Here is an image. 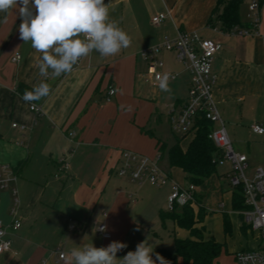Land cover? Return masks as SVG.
<instances>
[{
	"label": "crops",
	"instance_id": "1",
	"mask_svg": "<svg viewBox=\"0 0 264 264\" xmlns=\"http://www.w3.org/2000/svg\"><path fill=\"white\" fill-rule=\"evenodd\" d=\"M221 1L105 0L110 6V19L131 37L130 46L109 57L93 51L71 73L49 76L46 82L51 86L50 94L32 102L22 99L26 90L21 91L19 86L31 91L45 79L39 75L41 54L20 39L22 20L18 10L0 13V166H9L18 175L22 196V226L17 231L9 230L11 250L0 254V264H70L66 254L73 247L90 243L106 247L113 241L127 244L122 251L127 254L135 251L134 240L142 242L159 221L171 232L173 247L154 229V240L146 238L154 250H175L176 237H191L166 212L173 185H189L186 174L170 165L168 155L163 166L165 153L159 157L162 145L170 148L177 141L170 116L180 112L187 100L189 75L183 67L188 76L186 93H180L178 78L171 82L168 97L174 100V107L166 118L155 110L156 100L164 91L146 90L151 81L147 64L140 57L143 49L175 38L179 32H196L220 45L212 63L217 76L215 103L232 144L237 152L247 155L251 174L257 168L264 169V134L252 131L254 124L264 128V3L257 32L240 36L222 31L218 18L223 11ZM250 2L245 0L246 5ZM160 13H167V17L154 26L152 17ZM242 23L240 28L249 27L248 20ZM17 54L20 59L13 61ZM110 88L115 89L114 96L109 95ZM31 104L41 112L31 111ZM131 104L136 112L134 108L129 112ZM71 132L75 133L72 139ZM130 136L135 138L129 140ZM189 136L181 142L183 150L194 137ZM123 150L159 157L161 167L169 174L168 183L157 188L118 176ZM63 157L67 167L60 171ZM230 170L217 171L197 187L199 203L192 206L196 213L201 207L203 219L196 227H203L204 240L214 239L223 249L227 236L235 232L253 234L254 242L250 244L246 238L242 249L253 250L259 245V235L242 213L233 209L229 180L230 190H223L221 177L227 175L228 179ZM12 208L11 191L0 192V222L4 225L12 222ZM98 225H105L111 237L105 239L95 232L93 228ZM71 226L77 229L71 232ZM237 252L233 264H238ZM60 253L65 254L64 259H60ZM179 262L183 260L179 258Z\"/></svg>",
	"mask_w": 264,
	"mask_h": 264
},
{
	"label": "built area",
	"instance_id": "2",
	"mask_svg": "<svg viewBox=\"0 0 264 264\" xmlns=\"http://www.w3.org/2000/svg\"><path fill=\"white\" fill-rule=\"evenodd\" d=\"M248 8L249 27L245 29L235 27L231 30L232 34L248 36L252 32H257L256 29L260 23V1L251 0ZM166 17L167 13H160L152 17V24L159 26ZM219 50L220 45L217 42L204 39L196 32H179L175 38H166L160 44L143 49L140 52V57L147 64L150 81L154 86L159 87V81L156 79L158 74L169 73L171 78L168 83L175 81L179 76L174 71L166 70V63L160 58L164 52L174 53L176 61L187 71L190 79L188 97L181 111L171 114V125L178 133L194 135L199 118L205 117L213 124L214 127L209 137L220 152L217 161L230 165L229 184L232 189L238 187L242 189L246 206V209L241 212L242 216L251 230L259 235L258 247L253 250L237 252L235 259L238 264H264V169L257 168L254 173L248 175V157L234 149L215 103L213 90L217 76L212 70V63ZM19 59L20 55L17 54L13 61ZM80 61L75 66H78ZM115 93V89L110 88L109 95L114 96ZM30 110L35 113L41 112V108L35 104H31ZM13 127H17V124H14ZM252 131L255 134H264V128L259 124L252 125ZM74 136V132L69 134L71 139ZM159 159V157L154 159L130 150H123L117 174L138 184L150 183L161 188L168 183L170 177L161 167ZM59 164H61L60 171L66 169V158H61ZM17 182L18 175L9 166H0V192L9 189L13 197L12 222L9 225L0 222V254L11 250L12 240L9 230L17 231L22 226V220L19 217L20 199ZM196 192L197 186L194 184H189L187 187L174 184L168 196V212H173L176 208H183L188 204H195ZM104 226L98 225L97 228ZM76 229L75 226L69 228L71 232ZM96 232L105 239L111 237L107 230L104 232L97 230ZM122 251L123 249L120 250V252ZM64 258L65 254L60 253V259Z\"/></svg>",
	"mask_w": 264,
	"mask_h": 264
},
{
	"label": "clouds",
	"instance_id": "3",
	"mask_svg": "<svg viewBox=\"0 0 264 264\" xmlns=\"http://www.w3.org/2000/svg\"><path fill=\"white\" fill-rule=\"evenodd\" d=\"M109 7L105 0H0V13L18 10L22 20L20 39L41 54L39 75L45 79L31 91L24 92L22 99L25 102L48 96L51 86L46 82L47 78L71 73L74 66L93 51L109 57L130 46L131 37L110 19ZM170 78L169 73L157 75L162 91H170ZM93 229L95 232L107 230L106 226ZM126 247L127 244L119 241L106 247L84 244L70 249L66 258L70 264H171L154 252L147 239L138 243L135 251L118 259L117 253Z\"/></svg>",
	"mask_w": 264,
	"mask_h": 264
},
{
	"label": "trees",
	"instance_id": "4",
	"mask_svg": "<svg viewBox=\"0 0 264 264\" xmlns=\"http://www.w3.org/2000/svg\"><path fill=\"white\" fill-rule=\"evenodd\" d=\"M259 1L262 6L264 0ZM244 2L245 0L221 1L223 11L218 18L222 25V31H231L235 27L243 26L240 11ZM19 89L23 91L27 90V87L20 85ZM196 126V133L187 150L182 149L181 139L177 138L173 146L168 148L166 145H162L159 151L161 154L167 151L170 165L182 169L189 184L199 187L217 172V160L220 157V152L209 137L214 127L213 124L205 117H201ZM196 201L199 203L198 196ZM232 203L233 209L236 211L242 212L246 209L240 187L233 189ZM169 214L175 225L189 231L191 237L186 239L176 237L173 252L163 248H157L154 252L162 255L171 264H178L179 258L183 260L184 264H214L221 255L223 245L214 239L204 240L203 227H196L197 221L200 222L203 219L201 207L196 213L194 207L188 204L183 208H176ZM153 259H155V255Z\"/></svg>",
	"mask_w": 264,
	"mask_h": 264
},
{
	"label": "rangeland",
	"instance_id": "5",
	"mask_svg": "<svg viewBox=\"0 0 264 264\" xmlns=\"http://www.w3.org/2000/svg\"><path fill=\"white\" fill-rule=\"evenodd\" d=\"M249 5H246L245 2L243 3V5L241 6V11H240V15H241V20L245 21L247 20V14H248V8ZM163 61L166 62V70L167 71H175L177 74H179V77L177 79L176 82L180 81L181 84V91L180 93H186L188 91V76L186 74V72L183 69V66L181 64H179L174 56V53H166L164 52V55L162 57ZM170 69V70H169ZM172 85L169 84V86ZM146 90H159L158 92H162L160 88H156L155 86H153V83H148L146 84ZM190 87V84H189ZM161 94V93H160ZM168 92L164 91V95L159 96L158 99L156 100V113L161 114L162 116H165L167 118L168 114L170 113V111L173 109L174 107V100H170V96L168 97ZM132 108H134L133 112L137 111V108H135V106H133L131 104L130 108H129V112L132 111ZM165 125H167V123H165ZM171 125V122H170ZM173 133L175 135L178 136L179 139H181L182 141L187 140L190 136L189 134H184V133H178L176 131H173ZM135 138V137H134ZM131 136L129 137V140L134 139ZM234 149L237 151V147L236 145H233ZM75 149V147H74ZM72 153L67 155V158H69V156ZM159 157H162V154H159ZM164 158L162 159V165L165 166V164H167V151L165 152ZM264 168V165H262ZM230 169V167L228 166L227 163L225 162H221L218 161L217 164V171L219 173L224 172V171H228ZM251 169L248 170V175H251ZM226 177V179H225ZM224 178V180L221 182L222 186H223V190L226 192L227 190H230V188L227 186L228 184V179H227V175L221 177ZM30 188L32 189V186H30ZM8 191V190H7ZM3 192V191H2ZM18 192H19V197L21 198V189L20 187H18ZM168 211V209L166 208V212ZM168 213V212H167ZM163 222L159 221V224L156 225L155 227H151V230L148 232V234H145L144 237L142 238V240H146L147 237L150 238V240H154L155 238V234L154 231L156 230V232L158 233L159 236H164L165 240L171 243V246L173 245V240L169 237V234L171 233L170 231L166 230L163 226ZM155 229V230H154ZM141 238V237H140ZM246 238H248L250 240V244L252 243V241L254 242V235L253 234H248L247 236L244 235L243 233H237L235 232L234 234L227 236V240L226 243L227 245L224 247V249L221 252V255L219 256V258L216 260V262L214 264H233V255L236 251H241L245 246V241L247 240ZM252 240V241H251ZM141 240L140 239H135L134 240V247L136 248L137 244L140 243ZM173 247V246H172ZM171 247V252L174 251L173 248ZM126 255V251L124 252H118L117 253V258H123ZM178 264H183L182 262H179Z\"/></svg>",
	"mask_w": 264,
	"mask_h": 264
}]
</instances>
